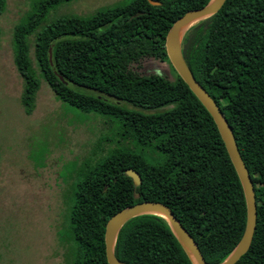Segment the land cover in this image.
<instances>
[{
  "label": "trees",
  "instance_id": "obj_1",
  "mask_svg": "<svg viewBox=\"0 0 264 264\" xmlns=\"http://www.w3.org/2000/svg\"><path fill=\"white\" fill-rule=\"evenodd\" d=\"M69 1L33 0L11 30L25 113L42 79L60 102L105 115L111 125V137L99 138L95 157L74 169L67 261L107 264L106 220L125 206L153 200L170 208L205 261L221 262L242 234L245 203L215 124L172 66L171 78L130 69L143 58L168 61L164 37L171 24L209 0H130L88 16L47 19L50 8ZM4 7L0 0V14ZM180 51L229 125L253 184L255 228L234 264H264V0H224L185 29ZM104 142L110 144L105 149ZM127 168L139 174L138 185L124 174ZM113 253L134 264H192L155 214L126 220Z\"/></svg>",
  "mask_w": 264,
  "mask_h": 264
},
{
  "label": "rangeland",
  "instance_id": "obj_2",
  "mask_svg": "<svg viewBox=\"0 0 264 264\" xmlns=\"http://www.w3.org/2000/svg\"><path fill=\"white\" fill-rule=\"evenodd\" d=\"M128 1L72 0L50 8L46 17L88 16ZM32 2L5 0L0 14V264H70L66 224L74 169L95 157L99 138L111 137V125L105 115L60 102L42 79L32 110L24 112L22 80L12 61L11 30ZM130 69L137 74L173 75L168 61L155 58H143ZM109 145L104 142L102 147Z\"/></svg>",
  "mask_w": 264,
  "mask_h": 264
},
{
  "label": "water",
  "instance_id": "obj_3",
  "mask_svg": "<svg viewBox=\"0 0 264 264\" xmlns=\"http://www.w3.org/2000/svg\"><path fill=\"white\" fill-rule=\"evenodd\" d=\"M149 2L152 1L149 0ZM223 2L224 0H209L205 5L199 8L189 9L177 17L165 34L164 48L169 64L212 118V121L215 124L224 148L239 179L245 203L244 228L239 240L228 256L221 262L215 263L234 264L249 247L255 228L256 205L253 184L248 174V170L245 167L238 152L229 125L227 124L214 100L193 77L180 51V40L185 29L191 23L215 13L221 7ZM51 45L52 43L48 47V59H50ZM59 78L61 79V77ZM124 174L131 179L133 185L136 186L140 183V176L135 170L127 168L124 170ZM140 214H155L162 217L167 222L170 230L192 264H211L204 260L196 242L174 216L170 208L162 202L153 200L140 201L125 206L113 213L106 220L104 225L103 242L104 255L107 264H134L118 259L113 253V244L115 236L121 225L129 218Z\"/></svg>",
  "mask_w": 264,
  "mask_h": 264
}]
</instances>
